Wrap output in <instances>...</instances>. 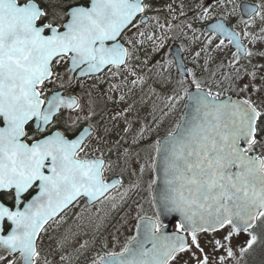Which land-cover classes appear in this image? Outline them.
I'll list each match as a JSON object with an SVG mask.
<instances>
[{
  "label": "snow or ice",
  "instance_id": "obj_1",
  "mask_svg": "<svg viewBox=\"0 0 264 264\" xmlns=\"http://www.w3.org/2000/svg\"><path fill=\"white\" fill-rule=\"evenodd\" d=\"M167 7L175 11L171 5ZM193 7L202 9V19L208 18L210 4ZM180 8L179 15H185L184 3ZM151 9L146 0H0V250L4 253L0 264H75L89 249L87 240L77 244L78 233L50 236L55 247L44 251L40 243L44 234L58 228L67 211L81 199L89 207L105 201H113L111 207H117L116 197L110 193L117 186L123 187L120 177L128 170L131 145L116 161L107 159L100 145L108 143L106 137L112 130L104 126L102 135L101 124L89 122L97 115L91 92L86 93L87 112L81 115L85 113L83 97L65 95L61 90L84 89L85 78L94 79L92 87L97 88L102 83L97 74L106 70L112 77H122L125 86L131 84L128 93L136 87L143 91L149 77L139 75L130 61L139 60L135 53L146 41H153V53L165 47V37L140 30L147 24ZM244 12L247 19L241 17L237 22L244 25L243 37L235 26L214 23L201 51L195 52L199 59L217 36L224 38L216 49L223 50L225 39L235 47L228 62L233 71L223 73L215 82L218 88L223 81L230 88L239 87L237 82L245 76L254 81L258 72H264V64L252 65L250 71L241 63L242 58L247 64L253 57L264 58V51H252L242 43L249 37L253 45L264 43V3L245 7ZM155 19L158 22L159 18ZM157 27L164 26L157 23ZM171 27L168 25L169 30ZM254 28L258 32L249 30ZM199 39L192 38L193 42ZM212 59L208 56L199 66L203 72L210 71ZM149 62L145 59L143 65ZM176 68L182 78L174 80L169 75L157 81L164 88L171 85L170 94L164 97L168 111H161L167 116L175 110V102L185 97L194 110L182 114L174 129L150 146L155 152L149 156L151 163L139 166V176L133 171L136 179L120 194L123 201L137 190L146 170H162L164 188L159 198H154L157 216L149 218L150 228L143 241L131 237L120 252L96 253L88 264H241L262 242L264 152L256 154L255 150L264 147V98L258 102L250 97L222 99V91L206 87L193 69L184 66L183 59L176 62ZM224 68L223 63L217 65L219 71ZM126 71L135 78L128 81ZM210 75L215 77L217 71ZM259 79L264 81V75ZM249 86L245 83L239 90L247 91ZM252 87L257 92L264 89V85ZM118 90L120 85L109 84V92ZM149 92L156 94V89L149 85ZM126 96L121 92L119 102H125ZM107 99L113 100V96ZM135 103L111 117L112 121L123 120L126 134L133 128L128 114ZM141 103H145L143 97ZM155 112L153 103L149 115L154 123H162ZM151 130L148 125L141 126L139 140L134 136L133 145ZM120 143L115 142L117 149ZM112 151L110 146L108 152ZM121 164L124 167L119 176L106 179L105 173ZM155 183L152 180L149 189ZM169 214L175 231L165 234L160 218ZM81 215L76 213L78 218ZM221 232L226 234L207 241L212 250L206 252L201 236ZM241 235L247 238L234 244V238ZM146 243L151 247H145ZM186 254L187 260L183 259Z\"/></svg>",
  "mask_w": 264,
  "mask_h": 264
},
{
  "label": "flooded vegetation",
  "instance_id": "obj_2",
  "mask_svg": "<svg viewBox=\"0 0 264 264\" xmlns=\"http://www.w3.org/2000/svg\"><path fill=\"white\" fill-rule=\"evenodd\" d=\"M146 2L152 5V9L151 11L147 12V24L141 25L140 30L145 31L148 35L155 33V36L165 37V47L161 49L159 53H153L151 51L153 47V41H146L145 44L140 47L139 50L135 53V55L139 57V60L130 61V66L135 69L139 75H147L149 77L147 84L143 88V91H141L140 87H136L131 93H128V88L131 87V84L129 83L127 84V86H125V82L123 81L122 77H112L110 74L107 73L106 70H104L102 73L97 74L100 77V80L102 81V83H100L97 88L92 87L93 83H95L94 79L90 80L85 78L84 89H81L77 86L76 88L71 89L68 92H64L63 90V93L65 95L77 94L80 96L82 93L86 94V92L91 91L92 98H94L96 102L100 101V106L96 109L97 115L95 117V121L89 122H99L101 124L102 135L104 126H107L109 129L112 130L111 135L106 137L108 143H102L100 145L107 159L116 161L119 153L122 152L124 148H129L131 145V158L127 171L134 168L130 165V163H132L133 157L136 153L141 152L144 146L148 144L153 145L158 138L163 137V135H167L169 128L174 129L175 123L178 122L177 102H175L176 108L172 113H169L167 116L163 115V112L168 111V109L165 107L166 101L164 100V97L166 94H170L171 85H169L168 88H164L161 87V84L157 82L162 81L164 77H167L169 75H171L174 80L182 78V76H180L177 72L176 60L172 55L173 46L179 47L185 67L188 69H193L197 73V75L202 80H204L206 87H211L213 92L222 91L223 94L221 98L232 96L239 99H246L250 97L253 101L257 102L260 98H264V89H261V91L257 92L254 91L252 87V85H255L256 88H261V85H264V81H261L259 79V76L264 75V72H258L257 79H255L254 81L251 80V77L248 76H245L242 81H238L237 83L239 87H242L245 83L250 84L249 89L244 92H241L239 90V87L230 88L227 81H223L222 87L220 88L215 86V82L217 80L222 79L223 73L233 71L228 66V62L233 59L232 53L235 52V48L232 45H228L227 39H225V47L223 48V50L216 49L215 45L219 43L220 39H222V37L217 36L214 40L213 45H211L206 52L202 51L199 59L195 58V52L201 51V48L203 47L207 36L210 34L206 29L210 23L217 19H221L226 23L228 27L232 28L233 26H235V31L241 32V36L243 37V33L241 30L244 28V25L237 23L241 17L247 19L241 13V4L251 3L257 6L259 4L264 3V0H146ZM181 3H184L185 5V15L182 16L179 15L181 11ZM197 3L205 7H208L209 4L211 5V7H209L208 18H201L202 9L193 7V5ZM167 5H171L172 8L175 9V11H170ZM156 17L159 18L158 22L155 19ZM157 23H159V25H163L164 27H157ZM188 24H191L192 27L189 28L187 26ZM168 25H172L170 30L168 28ZM249 30L253 32H258V29L255 28ZM135 32L136 29H133L132 33ZM132 33H129V35L131 36ZM194 35L200 38L196 42H193L192 40ZM156 43H159V41H156ZM242 43L246 48L252 51H264V43L257 42L255 45H253L252 43H250V38H243ZM208 56H211L213 59L209 61L210 71L205 73L199 66L204 64L205 59ZM145 59H148L150 61L146 66L143 65V61ZM157 61H159L160 63H157ZM165 61H171L172 63L168 64L165 63ZM220 63H223L225 65V68L222 71L217 70V65ZM241 63L247 66L251 71L252 65L264 64V58L259 56L253 57L251 64H247V61L242 58ZM149 68L152 69L151 72L148 71ZM211 71H217V75L215 77H212L210 75ZM125 76H127L128 81L135 78L129 75L127 71L125 72ZM189 79H191V77H189ZM109 84L120 85V90L115 92H109ZM149 85L156 89V94H151L149 92ZM101 91L105 92L106 94H101ZM121 92L127 93L125 102H119V95L121 94ZM107 94L112 95L113 100H108ZM142 97L145 101V103L143 104L141 103ZM133 101L136 102L134 105V109L131 113L128 114L129 119L133 121V128L129 133L126 134L124 133L123 129L127 127V125L123 122V120L118 119L117 121H112L111 117L113 115H108L107 111H121L124 107L127 106V104L133 103ZM153 103L156 104L155 116L159 120H161L160 117L162 115L164 116L162 123H154L152 116L149 115ZM161 109H163V112L161 111ZM137 116L140 119H137ZM101 117H103V120H101ZM113 124H115V128H113ZM143 125H148L149 127H151V129H159L161 128L160 126H162L164 132L161 134H157L156 136L154 132L151 131L149 133L146 131L144 133L145 138L140 141L139 144L133 145V137L136 136V138L139 140L137 132L139 128ZM84 126L86 127L87 125ZM93 135H95V133H93ZM117 140L121 141L120 147L118 149L115 147V142ZM93 146H95V141H93ZM110 146L113 147V151L111 153L108 152V148ZM89 154H93L91 152V149H89ZM95 155H99V153H95ZM152 156H155V152ZM150 163L151 160L149 161V164ZM123 167V164L119 166H114L110 171H107L105 173L106 179L110 181L112 178L119 176ZM127 174L128 173L125 171L123 173V176L120 177L123 180V187L117 186V188L112 190L110 193L111 196L116 197V200L114 202L119 207H121L122 210H125L132 208V202L137 200H144L145 202H147L146 209H149L152 212L151 216L153 219H155L157 214L156 211L153 209L154 200L152 195V187L151 189L148 188V191L145 192V189H143V187L140 185L137 190L130 192L129 195L123 201L120 200V194L124 192V188L128 187L129 182L134 181L133 177H128ZM152 180H155V172L153 170H149V173L146 177V183L148 187L149 183ZM83 201L84 200L81 199L79 203ZM97 205L99 204H94L93 207ZM101 207L104 209L106 208L104 205H101ZM78 208L79 207L75 206L70 208L69 210L74 212V216L72 219L73 224L72 226L69 225V229H74L72 233L79 234L77 237V244L83 243L85 241V235L82 233L81 229L85 221L81 220V217L78 218L76 216V213H79ZM65 220L66 219H64V221L60 224L58 228L54 226L53 228L49 229L47 234H44L43 239L40 241L44 251H48L51 248L55 247V240H50V236L58 238L62 235H66L67 226L65 225ZM121 249L117 251L108 250L105 252L118 253L121 251ZM0 255H4L3 250H0ZM185 259L187 260L188 257H185Z\"/></svg>",
  "mask_w": 264,
  "mask_h": 264
},
{
  "label": "rangeland",
  "instance_id": "obj_3",
  "mask_svg": "<svg viewBox=\"0 0 264 264\" xmlns=\"http://www.w3.org/2000/svg\"><path fill=\"white\" fill-rule=\"evenodd\" d=\"M250 38V37H249ZM83 97V103L85 104V113H81V115L86 114L87 112V106H88V97L87 96H82ZM152 144H148L144 146L141 152H138L134 155L132 163L130 165L134 167L133 169L126 171L128 174V177H133V179H136V176H132L131 173L133 171L136 172V175L139 176V166L141 164H149V156L154 154V150L150 148ZM257 149L259 152H264V147L258 146ZM138 164V167H137ZM149 173V170H146L145 173L142 176L141 183L140 185L145 189V192L148 191V185L146 183V177ZM130 209H127L125 212L122 213L123 218L115 224L112 228L107 229L104 231L102 234V238H104L101 250L97 249L100 254H103L105 251H117L120 250L125 243L132 237L133 235V230L136 224V221L138 220V217L142 216H151L152 212L147 208V202L144 200H137L132 202ZM120 215L119 217H121ZM259 233V230H258ZM226 233H219V234H214V233H209L207 235H202L201 240H202V246L205 247L206 252H211L212 248L211 245L207 243V241L212 240L213 236H216V238H219L220 235H223ZM246 235H241L238 239L234 238L233 243H242L246 239ZM203 240H207L204 242ZM262 242L258 243L254 250L244 258V260L241 262V264H248L249 261L251 263L256 260V255L257 253L264 252V235L261 237ZM90 258L86 261H83V259H80L78 262H75V264H88V262L95 258L94 253L89 256Z\"/></svg>",
  "mask_w": 264,
  "mask_h": 264
},
{
  "label": "trees",
  "instance_id": "obj_4",
  "mask_svg": "<svg viewBox=\"0 0 264 264\" xmlns=\"http://www.w3.org/2000/svg\"><path fill=\"white\" fill-rule=\"evenodd\" d=\"M184 101L185 98L183 101L177 102L178 120L181 116V111L183 108ZM160 118L161 120H163L164 116L162 115ZM160 127L161 128L159 129L154 128L151 131L154 132V134L156 133V135L161 134L162 132H164V130L162 129V126ZM172 130L173 129L169 128V131ZM112 203H113L112 201H105V203L103 204L106 207L105 209L102 208L100 204L94 207H88L85 205L84 201L76 205L77 207H79L78 208L79 213H82V215L80 216L81 219L85 221V223H83L82 226V233L85 235L84 240H87L89 244H92L98 239H100L102 235L100 231L102 230L104 232L107 229H109L112 226L113 222L116 221V219H118L120 215H122L124 210H122V208L119 207L118 205L115 209H113L111 207ZM97 208H100L102 210L99 213H97L96 212ZM73 216H74V212L72 211L69 212L67 211V213L65 214V219H66L65 225L67 226L66 234H70L72 233V231H74V229L72 230L69 229L70 228L69 225L72 226L73 224L72 222ZM68 251L72 252V249L69 248ZM93 251H95L94 246H89V249L87 251H84V255H82L80 259H84V258L87 259L89 257V254ZM73 255H75V253H73ZM255 259L256 260H254L253 264H264V252L257 253Z\"/></svg>",
  "mask_w": 264,
  "mask_h": 264
},
{
  "label": "water",
  "instance_id": "obj_5",
  "mask_svg": "<svg viewBox=\"0 0 264 264\" xmlns=\"http://www.w3.org/2000/svg\"><path fill=\"white\" fill-rule=\"evenodd\" d=\"M254 6H256V5H252V4H249V3H242L241 4V13H242V15L247 18V15L244 12L245 7H254ZM214 23H224V22L222 20L214 21V22L210 23L207 26V30H209L211 25L214 24ZM225 26H226V24H225ZM222 38H224V37H222ZM172 55L175 58L176 62L180 61L182 59V56H181L182 54H181V51H180L178 46H173L172 47ZM232 99H236V98H232ZM186 104L188 105V107L184 109L183 114L192 112L194 110L193 104H192L191 101L188 100V98H187ZM157 162H159L158 159H157ZM155 175H156V183L153 185L152 193H153V197L155 199H158L160 194H161V192L163 191V188H164V177H163L162 170L160 172L155 171ZM155 205H156V203H155ZM156 209H157V212H158L157 205H156ZM160 219H161V222L165 225L162 228V231L165 234H172L174 232L173 223L175 222V221L172 220V214H169L167 217H161ZM149 228H150L149 218L141 219L138 222V224H137L136 234H135L136 239L139 240V241H143L145 239L146 230H148ZM181 234H183V233H181ZM145 247L150 248L151 247V243H146Z\"/></svg>",
  "mask_w": 264,
  "mask_h": 264
}]
</instances>
